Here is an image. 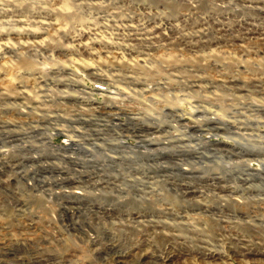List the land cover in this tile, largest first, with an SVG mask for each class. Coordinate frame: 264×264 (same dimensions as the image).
Wrapping results in <instances>:
<instances>
[{
  "label": "rangeland",
  "instance_id": "obj_1",
  "mask_svg": "<svg viewBox=\"0 0 264 264\" xmlns=\"http://www.w3.org/2000/svg\"><path fill=\"white\" fill-rule=\"evenodd\" d=\"M7 195L14 264H264V0H5Z\"/></svg>",
  "mask_w": 264,
  "mask_h": 264
},
{
  "label": "bare ground",
  "instance_id": "obj_2",
  "mask_svg": "<svg viewBox=\"0 0 264 264\" xmlns=\"http://www.w3.org/2000/svg\"><path fill=\"white\" fill-rule=\"evenodd\" d=\"M258 32V31H257ZM261 34V33H260ZM225 124V123H224ZM205 125H207V127L210 129V130H215V131H220V130H223L224 128L221 126V123H220V121H218L217 119H216V117H212V118H209L208 120H207V122L205 123ZM220 125V126H219ZM207 128V129H208ZM206 130V129H205ZM143 132V131H142ZM142 136V141H144L143 140V135H141ZM239 146H240V144H239ZM243 147V146H242ZM246 147V146H245ZM220 149V148H219ZM237 149V148H236ZM235 148L233 149L234 151H236L237 153L239 152V153H246L245 152V150H236ZM241 149V148H240ZM217 150V149H216ZM220 151V150H219ZM246 151H249V152H253V150H246ZM255 152H259V151H255ZM254 152V153H255ZM248 153V152H247ZM251 154V153H250ZM94 170V169H93ZM98 169H96L95 171H94V174L95 173H97L98 171H97ZM93 172V171H92ZM256 175V174H255ZM33 178V177H32ZM31 178V179H32ZM35 178V177H34ZM137 179V178H136ZM245 179V178H244ZM34 180V179H33ZM40 180V179H39ZM38 180V181H39ZM73 181V179H70L69 181ZM138 180V179H137ZM55 181H67V180H65V178H63V179H57L56 178V180ZM36 182V181H35ZM34 182V183H35ZM134 182V181H133ZM39 184H40V182H38ZM70 183V182H69ZM138 183V182H137ZM219 183V182H218ZM217 183V184H218ZM61 184V183H60ZM59 184V185H60ZM37 185V184H36ZM65 185V184H64ZM219 185V184H218ZM218 185H215L216 187L218 186ZM35 186V185H34ZM50 187H51V185H50ZM221 189H223V190H228V191H232L229 187H227V186H223V185H220L219 186ZM186 189V192H184V193H191V192H193L190 188H185ZM67 196V195H66ZM69 197V196H68ZM65 198V197H64ZM158 223H162L161 221H159V222H157V224H155V226L154 227H158L159 225H158ZM107 233V232H106ZM111 244V243H110ZM112 247V246H111ZM115 247V246H114ZM231 247V246H230ZM235 248V247H234ZM98 249V248H97ZM123 249V248H122ZM156 249V248H155ZM229 249V248H228ZM231 249H233L232 247H231ZM236 250L235 251H233V255L234 256H237V257H239L240 256V258H248V256H258V255H264V251H253L251 248H248L247 246H239V247H236L235 248ZM96 250V249H95ZM121 250V249H120ZM162 250V249H161ZM160 250V251H161ZM106 251H108V250H106ZM148 251V250H147ZM146 251V252H147ZM158 251V250H157ZM230 251V250H229ZM93 252H94V250H93ZM105 252V251H104ZM124 252V251H123ZM145 252V251H144ZM152 252V251H151ZM159 252V251H158ZM173 251H172V249L171 248H169V247H166V248H163V250H162V254H166L165 255V257H163V256H161L160 255V253H159V255H157V254H154V253H150V254H147L146 255V253H145V256L143 257V259L141 258V260L142 261H140V263L139 264H168L169 262H172L173 260H174V256H173V253H172ZM141 253H143V252H141ZM206 253V252H205ZM204 253V254H205ZM94 254V253H93ZM108 254V253H107ZM113 254V253H112ZM120 254V253H119ZM144 254V253H143ZM208 254H210V253H208ZM207 255V254H206ZM219 256L218 258H223V257H225L223 254H221V253H218L217 251L216 252H214L213 254L211 253V255L210 256H212V257H215V256ZM101 256V255H100ZM135 256H137V255H135ZM120 257H122V258H125L126 257V255H124L123 254V256L121 255ZM141 257H142V255H141ZM208 257V256H207ZM68 258V257H67ZM103 259V258H102ZM130 260V261H129ZM41 261H43L42 259H41ZM114 261V260H113ZM40 262V261H39ZM133 262V260H131V259H127L126 260V258H125V260L123 259V260H119V261H116V264H133L132 263ZM81 263V262H80Z\"/></svg>",
  "mask_w": 264,
  "mask_h": 264
},
{
  "label": "built area",
  "instance_id": "obj_3",
  "mask_svg": "<svg viewBox=\"0 0 264 264\" xmlns=\"http://www.w3.org/2000/svg\"><path fill=\"white\" fill-rule=\"evenodd\" d=\"M40 181V180H39ZM2 201V202H1ZM28 201L23 200L20 196L16 195H7L0 197V211L6 215L8 211H16L18 215L21 216H32L31 207L27 204ZM23 203V204H22ZM21 205V206H20ZM23 246H27V244H22ZM8 258H2L0 260V264H14L10 261L8 262ZM4 261V262H3Z\"/></svg>",
  "mask_w": 264,
  "mask_h": 264
},
{
  "label": "clouds",
  "instance_id": "obj_4",
  "mask_svg": "<svg viewBox=\"0 0 264 264\" xmlns=\"http://www.w3.org/2000/svg\"><path fill=\"white\" fill-rule=\"evenodd\" d=\"M8 2H9V3H13L14 0H8ZM3 4H5V0H0V5H3ZM45 67L47 68L48 65H45Z\"/></svg>",
  "mask_w": 264,
  "mask_h": 264
}]
</instances>
